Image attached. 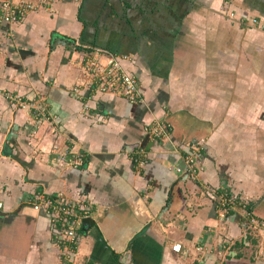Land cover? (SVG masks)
Masks as SVG:
<instances>
[{
  "label": "crops",
  "instance_id": "0c3cea01",
  "mask_svg": "<svg viewBox=\"0 0 264 264\" xmlns=\"http://www.w3.org/2000/svg\"><path fill=\"white\" fill-rule=\"evenodd\" d=\"M1 1L0 264H71L56 194L93 208L74 264H264V0ZM98 51L137 104L84 83Z\"/></svg>",
  "mask_w": 264,
  "mask_h": 264
},
{
  "label": "built area",
  "instance_id": "2783aa9c",
  "mask_svg": "<svg viewBox=\"0 0 264 264\" xmlns=\"http://www.w3.org/2000/svg\"><path fill=\"white\" fill-rule=\"evenodd\" d=\"M24 6H17L15 0H2L3 14L1 20L16 21L18 17H21L28 9L32 8V5H27L26 0H24ZM254 22L257 23V20H254ZM83 73L86 75L84 83L88 86H96L106 93L121 94L133 104H137L141 99L142 94L138 80L126 71L122 60L118 56L104 55L98 51L94 58H90L84 63ZM151 132L155 135H161L164 130L160 124H157L151 129ZM193 164L194 160L191 156L187 159L188 170L196 172L197 170H195ZM229 203L230 201H223L224 206ZM2 207L3 205L0 204V209ZM33 208L36 211L42 208L46 210L55 244L58 247L66 245L64 255H67L71 264H74L76 258L69 254L68 246L78 244V228L83 222L92 217L93 208L88 198L83 197L75 200L62 194H56L54 198L47 200L42 198L41 201H36ZM173 249L179 252L181 251V245H175Z\"/></svg>",
  "mask_w": 264,
  "mask_h": 264
},
{
  "label": "rangeland",
  "instance_id": "374dc122",
  "mask_svg": "<svg viewBox=\"0 0 264 264\" xmlns=\"http://www.w3.org/2000/svg\"><path fill=\"white\" fill-rule=\"evenodd\" d=\"M231 12H232V11H231ZM229 14H230V16L233 17V18H234V17L237 18V14H236L235 12H232V13H229Z\"/></svg>",
  "mask_w": 264,
  "mask_h": 264
},
{
  "label": "water",
  "instance_id": "95a60500",
  "mask_svg": "<svg viewBox=\"0 0 264 264\" xmlns=\"http://www.w3.org/2000/svg\"><path fill=\"white\" fill-rule=\"evenodd\" d=\"M62 41V40H61Z\"/></svg>",
  "mask_w": 264,
  "mask_h": 264
}]
</instances>
